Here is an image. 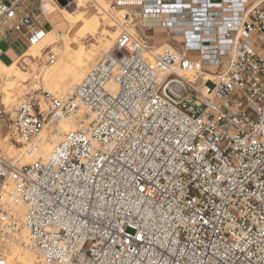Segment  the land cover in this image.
Listing matches in <instances>:
<instances>
[{
  "label": "built area",
  "instance_id": "built-area-1",
  "mask_svg": "<svg viewBox=\"0 0 264 264\" xmlns=\"http://www.w3.org/2000/svg\"><path fill=\"white\" fill-rule=\"evenodd\" d=\"M28 1L0 0V43L43 41L45 0ZM109 12L112 48L66 94L36 88L11 115L10 144L56 139L30 163L0 148V264L10 243L42 264H264V0ZM148 19L171 46L155 52Z\"/></svg>",
  "mask_w": 264,
  "mask_h": 264
},
{
  "label": "bare ground",
  "instance_id": "bare-ground-1",
  "mask_svg": "<svg viewBox=\"0 0 264 264\" xmlns=\"http://www.w3.org/2000/svg\"><path fill=\"white\" fill-rule=\"evenodd\" d=\"M102 1L73 0V3H75V8L73 10L68 7H63L53 0L44 1L46 18L48 19L49 15H54V13L59 12L61 14L59 16H62L64 21L68 24V29L64 33L61 32L57 28V23L50 20L52 28L47 31L45 38L40 44L30 47L21 56L17 57L10 63H5L0 60V78L6 79V81L0 85V93L4 95L3 103L5 106L16 104L18 94L23 91V88L26 86L25 84H27L29 78H35L37 80L40 79V81L45 82L46 88L47 90L49 89V91L55 93L58 91L60 92L59 94H66L71 89L72 84L74 82L77 83L84 76L86 73L84 72V67L86 65L88 66V63L92 59L93 55L99 51L96 50L98 49L99 44L90 43L91 47H87L86 44L82 42L83 39L100 33L102 36H105L103 47L106 52L112 48L120 30L118 28L116 30H111L103 27L99 14H103L104 21L109 27L114 28L115 25L112 20V15L108 13L109 5L104 6ZM89 2H93L94 8L90 11H85ZM60 42L63 44V49L61 53H59V59L53 61L51 65L47 66L41 75L34 72L35 66L33 63H29L31 62L30 60L45 58L47 56L45 50L54 44H59ZM73 42L78 44L77 48L72 47ZM169 46H171V43L169 41H165L161 45L155 46V52H161ZM21 60H24L27 63V66L30 65V69L33 71L32 75L29 77V73L26 69L20 67L19 65ZM191 77L194 78V74ZM212 79L213 77L209 75L205 77V80H208L209 82H211L210 80ZM60 125L64 131H69L75 128L74 122L67 120L62 121ZM43 138L44 140H40L37 143L39 148H41L40 151H26L24 147H21L17 149L19 150L18 158L23 160L25 163H30L38 157L39 153L48 152L52 148L51 140H55L56 136H53L51 132H46ZM0 143L9 146L7 144V139L2 140ZM21 210H24V208L21 207ZM8 248L12 249L11 254L8 257V264H36L38 261L37 256L30 250L20 251L19 246L12 243L8 245ZM14 258H16V260Z\"/></svg>",
  "mask_w": 264,
  "mask_h": 264
},
{
  "label": "rangeland",
  "instance_id": "rangeland-1",
  "mask_svg": "<svg viewBox=\"0 0 264 264\" xmlns=\"http://www.w3.org/2000/svg\"><path fill=\"white\" fill-rule=\"evenodd\" d=\"M33 2H35V3H37L38 2V0H32ZM102 1V0H101ZM112 0H103L102 2H103V5L104 6H108L109 4H110V2H111ZM28 2H30V0L28 1ZM71 2V3H70ZM69 2V4L66 6V7H68L69 9H74L75 8V3H73V0L72 1H70ZM94 8V6H93V2H89L88 4H87V7H86V9H85V11H90V10H92ZM58 13V14H57ZM57 13H54V15L52 16V15H49L48 16V19L49 20H52V21H54V22H56L57 23V28L61 31V32H66L67 31V29H68V24L64 21V19L62 18V16H59V15H61L59 12H57ZM108 13L110 14V15H112V17H115L117 14H112V13H110L109 11H108ZM56 14H57V16H56ZM56 16V17H55ZM99 16H100V19H101V21H102V24H103V27H106V28H108V29H111V30H116L117 28H115V26H114V28L113 27H109L108 26V24L104 21V17H103V14H99ZM110 18H111V16H110ZM38 19L42 22V23H45V17L44 16H40V17H38ZM160 20H156V19H148V20H146L145 22H144V25L145 26H155V25H158L160 22H159ZM45 28L47 29V30H49V29H51L52 27L49 25V24H47L46 26H45ZM130 31L131 32H135V30L133 29V28H130ZM168 29L167 28H165V27H158V28H156V29H154V30H147L146 31V33H149V32H152V33H156V44L158 45V44H160V43H162L163 41H168L169 40V34H168ZM99 34V35H98ZM97 35V36H96ZM96 35H94V36H89L88 38H86V39H83L82 40V42L84 43V44H86V46L87 47H91V45H90V43H92V44H99V46H98V49H96L97 51L99 50V51H101V52H97V51H95V52H97V53H95L94 55H93V57H92V59L89 61V63H88V66L86 65L85 67H84V72H87L89 69H90V67L101 57V56H103V54L106 52V50L104 49V47H103V43H104V41H105V36H102L100 33H97ZM17 36V35H16ZM13 38L15 39V36H13ZM98 38V39H97ZM9 39V40H8ZM8 39H5L4 40V42H2V43H0V48L1 49H3V50H5L6 49V51H9L10 53H12L11 54V57L8 59L4 54H1L0 55V60L1 61H3V62H5V63H10V62H12L13 60H15L17 57H19V56H21L26 50H28V46L25 44V43H23L22 41H20L19 39H10V36H9V38ZM102 42H101V41ZM12 41V42H11ZM55 46V47H54ZM77 46H78V44L77 43H72V47L74 48H77ZM54 47V48H53ZM51 48H53L54 49V51H56V57H55V59H54V61H56V60H58L59 59V56H60V54L59 53H61V51H62V49H63V44H62V42H60L59 44H54V45H52V46H50V47H48L45 51H46V53L51 49ZM57 48V49H56ZM99 53V54H98ZM97 54V55H96ZM7 56L9 57V55L7 54ZM47 58H48V55L45 57V58H41V59H36V60H30L31 62H29V63H33L34 64V66H35V71L34 72H36L37 74H39V75H41V73L43 72V70L47 67V66H49V65H51L52 64V62H49V61H47ZM191 59L192 60H198L199 59V53H192L191 54ZM222 59H226V57H223ZM21 61H22V64H21ZM20 61V67H22V68H24V69H26V71L29 73L28 74V77L30 76V75H32V72L33 71H31L32 69H30V65H28L27 66V63L24 61V60H21ZM26 67V68H25ZM41 68H42V70H41ZM29 69V70H28ZM204 69L205 70H215V69H213V67H210V66H204ZM41 70V71H40ZM6 81V79L5 78H0V85L2 84V83H4ZM76 83L74 82L73 84H72V87L75 85ZM26 86H24V88H23V91L20 93V94H18V100H19V102H20V100H22L23 98H25L30 92H32V90H35L36 88H40V89H43V88H45L46 90H47V88H46V84H45V82H43V81H40V79H28V82H27V84H25ZM26 87V88H25ZM71 87V88H72ZM49 90V89H48ZM52 92V91H51ZM54 94H58V95H63L64 93H61V94H59L60 92H58V91H56V93L55 92H53ZM3 97H4V95L2 94V93H0V142L2 141V140H4V139H6L5 137H6V135H7V132H8V130H9V127H10V125H11V123H12V120H11V115H12V113L14 112V110H15V107H16V105H18V100H17V102H16V104H14V105H11V106H5V104L3 103ZM11 107V108H10ZM7 144L9 145V146H6L5 144H1L0 143V148L2 149V150H4V152H5V154H7L9 157H12V158H16V157H18L19 155H18V151L19 150H17L18 148H21L22 147V145H15V146H12V144H10L8 141H7ZM16 149H15V148ZM10 149H13V150H10ZM23 161V160H22ZM31 161V160H30ZM29 161V162H30ZM19 249H20V251H27L28 249L26 248V247H23V246H19ZM11 251H12V249H10V248H8L7 249V257H9V255L11 254ZM15 260H16V258H14ZM37 263L36 264H42L41 263V261H39V259H38V257H37Z\"/></svg>",
  "mask_w": 264,
  "mask_h": 264
},
{
  "label": "crops",
  "instance_id": "crops-1",
  "mask_svg": "<svg viewBox=\"0 0 264 264\" xmlns=\"http://www.w3.org/2000/svg\"><path fill=\"white\" fill-rule=\"evenodd\" d=\"M50 21V20H49ZM156 26V28H158V25H155ZM155 28V29H156ZM145 35H146V38L147 39H150L151 41H153L152 39H154V43L156 42L155 40H156V33L154 32V33H152V32H149V33H146L145 32ZM169 41V40H168ZM2 42H4V41H1V43ZM165 41H163L162 43H164ZM162 43H160V44H158V45H161ZM155 45H157L156 43H155ZM13 53V52H12ZM12 53H10L9 51H6V49L5 50H3L2 49V52H0V55L1 54H4L8 59L11 57V54ZM7 54L9 55V57L7 56Z\"/></svg>",
  "mask_w": 264,
  "mask_h": 264
},
{
  "label": "water",
  "instance_id": "water-1",
  "mask_svg": "<svg viewBox=\"0 0 264 264\" xmlns=\"http://www.w3.org/2000/svg\"><path fill=\"white\" fill-rule=\"evenodd\" d=\"M70 1H72V0H58L59 4L63 7H66Z\"/></svg>",
  "mask_w": 264,
  "mask_h": 264
}]
</instances>
